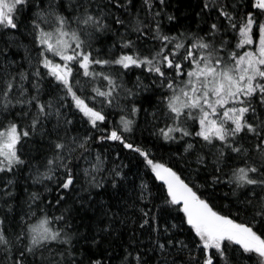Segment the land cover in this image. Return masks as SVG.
<instances>
[{"label":"snow or ice","instance_id":"snow-or-ice-1","mask_svg":"<svg viewBox=\"0 0 264 264\" xmlns=\"http://www.w3.org/2000/svg\"><path fill=\"white\" fill-rule=\"evenodd\" d=\"M171 6L0 0V264H264V0Z\"/></svg>","mask_w":264,"mask_h":264},{"label":"trees","instance_id":"trees-1","mask_svg":"<svg viewBox=\"0 0 264 264\" xmlns=\"http://www.w3.org/2000/svg\"><path fill=\"white\" fill-rule=\"evenodd\" d=\"M197 0H172V6L170 7L169 11L173 12L178 17L177 27H189L191 29H195L197 26V18L194 15L195 11H198L197 7ZM172 27V26H168ZM22 54V53H21ZM118 118V117H117ZM137 138L139 140H142L144 143L148 144L151 147L152 144V138L149 137L148 132L145 131L143 135L141 136L139 133H137ZM168 151V146L159 148L158 155L164 154ZM124 156H129L128 153H124ZM125 163H128V159H125ZM133 171H135V164L132 165ZM224 191H227V189H220L217 190V196H221ZM57 193L53 191V193L49 196V199H52L53 202H55ZM73 197H68V204L71 205L73 201ZM97 201L103 199L106 201H109L111 205L115 204L117 197H112L110 193L104 194L102 193L101 196L95 197ZM226 202V201H225ZM61 209L59 206L54 207L53 211L55 214H59V211ZM100 209L97 208L95 213H88L87 217L84 219L83 222L77 221V223H81V231L85 232L86 234H91L95 231L96 224L99 223L100 225H103L106 223V220L101 218L100 215ZM112 211H119L121 213V217H124V209L118 208L116 206L112 207ZM81 216H83V213H80ZM139 221H138V213H134L133 210L127 211V219L124 224H120L119 222L116 223L115 227L118 230L119 239H115L112 241H109L108 238H105L104 246L107 247L109 243L112 245V252L114 254V258L112 260V264H119V256L122 254V248L121 245H127L129 240L133 237L135 234L136 238L139 240L147 242V235L141 236L140 232L138 230Z\"/></svg>","mask_w":264,"mask_h":264}]
</instances>
